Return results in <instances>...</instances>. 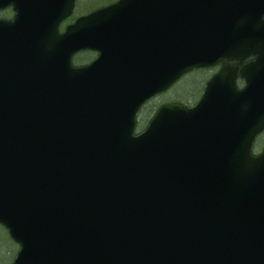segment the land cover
<instances>
[{"label": "water", "instance_id": "1", "mask_svg": "<svg viewBox=\"0 0 264 264\" xmlns=\"http://www.w3.org/2000/svg\"><path fill=\"white\" fill-rule=\"evenodd\" d=\"M74 5L0 0L12 264H264V0H117L60 33ZM217 65L193 107L133 134L148 100Z\"/></svg>", "mask_w": 264, "mask_h": 264}, {"label": "rangeland", "instance_id": "2", "mask_svg": "<svg viewBox=\"0 0 264 264\" xmlns=\"http://www.w3.org/2000/svg\"><path fill=\"white\" fill-rule=\"evenodd\" d=\"M115 0H76L75 16L85 15L94 8H99L107 5L109 2ZM12 16L10 11L0 12L1 19H9ZM94 56V55H89ZM86 54L81 56V60L89 59ZM209 76V72L204 70H195L180 77L165 93L160 94L155 99L151 100L145 109L139 113V121L144 125L138 128L140 131L146 122L150 120L154 112L163 104L170 102H178L183 104L193 105L200 96L205 78ZM205 77V78H204ZM139 127V125H138ZM264 145V131L260 133L253 147V152L260 151ZM17 245L9 237L6 229L0 225V264H11L17 253Z\"/></svg>", "mask_w": 264, "mask_h": 264}, {"label": "flooded vegetation", "instance_id": "3", "mask_svg": "<svg viewBox=\"0 0 264 264\" xmlns=\"http://www.w3.org/2000/svg\"><path fill=\"white\" fill-rule=\"evenodd\" d=\"M73 14H74V13H73ZM13 15H14V14H12V16H11L9 19H7V20H11V19L13 18ZM78 18H79V16L72 15L71 17H69L68 19H66L64 22H62V23L60 24V26H59V32H60V33H63L64 30H65V28H66L68 25L73 24V23L76 21V19H78ZM84 54H86L87 56H89V55H94V56H91V57L89 56V59L81 60V56L84 55ZM96 58H97V53L94 52V51H80V52H78L77 54H75V55L73 56V58H72V65H73V67H75V68L86 67V66H88L89 64H91ZM251 59H252V58H249V59L245 60L244 63L250 61ZM220 68H221V65H218V66H216V67H211V68H202L203 71L206 70V71L209 72V77H207V78L205 79V82H204L203 89H202V92H201L200 97L202 96V93H203V91H204V88H205L207 82L211 79V77H212L214 74H216V73L220 70ZM204 78H205V77H204ZM238 81H240V80H239V79L237 80V83L240 85V82H238ZM155 98H156V97H155ZM155 98L150 99V100L144 105L143 109H145V108L147 107L146 105H147L151 100H153V99H155ZM199 99H200V98H199ZM199 99H198V100H199ZM194 104H195V103H194ZM194 104H193V105H194ZM193 105H189V106H193ZM158 109H159V108H158ZM158 109H157V110H158ZM155 112H156V111H155ZM155 112H154V113H155ZM152 116H153V115H152ZM138 118H139V114L137 115V125H136V127H137V128H140V127H142L144 124L138 122V121H139ZM150 119H151V118H150ZM148 122H149V121H148ZM138 125H139V127H138ZM142 129H144V127H143ZM142 129H141V130H142Z\"/></svg>", "mask_w": 264, "mask_h": 264}]
</instances>
